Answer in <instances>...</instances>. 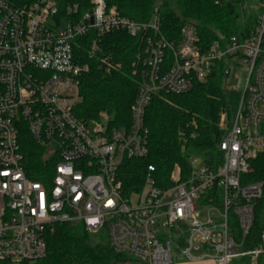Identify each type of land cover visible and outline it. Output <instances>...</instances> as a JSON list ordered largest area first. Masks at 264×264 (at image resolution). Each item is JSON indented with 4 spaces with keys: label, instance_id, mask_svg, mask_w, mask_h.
<instances>
[{
    "label": "built area",
    "instance_id": "1",
    "mask_svg": "<svg viewBox=\"0 0 264 264\" xmlns=\"http://www.w3.org/2000/svg\"><path fill=\"white\" fill-rule=\"evenodd\" d=\"M107 1L87 0L83 7L78 0H0V264L43 258L46 234L58 223H80L93 234L104 229L109 248L128 256V264H173L174 244L188 260L232 264L249 257L253 263L264 254V234L253 247L244 244L264 182L243 183L242 176L264 152V0L248 35H218L210 43L191 24L169 38L156 10L139 22ZM114 32L138 41V86L121 126L106 112L88 120L76 113L89 70L77 54L80 40L90 59L101 37ZM233 66L246 73L229 88L239 99L218 143L220 166L213 170L191 157L189 175L183 179L175 164L170 185L160 188L148 164L142 185L125 195L121 166L149 154L144 114L152 98L185 94L218 69L225 79ZM23 134L50 165L41 181L27 173ZM200 247L204 253L194 255Z\"/></svg>",
    "mask_w": 264,
    "mask_h": 264
},
{
    "label": "trees",
    "instance_id": "2",
    "mask_svg": "<svg viewBox=\"0 0 264 264\" xmlns=\"http://www.w3.org/2000/svg\"><path fill=\"white\" fill-rule=\"evenodd\" d=\"M82 6L87 0H78ZM236 1L225 0H108L127 18L148 21L154 11L160 26L169 38H177L185 24L194 26L204 42L210 43L221 35H248L254 28L249 23L238 22ZM256 18V17H255ZM78 50L79 58L86 62L89 70L80 82L82 101L76 109L81 119L97 118L106 112L111 123L121 126L128 123L130 105L135 97L138 76L133 66L137 39L126 32L106 33L101 37L99 49L93 58H88L86 41ZM105 58L106 62H101ZM104 71L101 70L104 66ZM225 72L218 69L207 80L194 83L185 94L154 96L145 109L144 122L148 128L149 154L145 159L127 160L119 172L123 192L129 195L138 190L144 180L146 166L154 167V183L164 188L170 185L169 175L175 164L179 165L182 178L191 170L190 158L197 157L210 169L216 170L222 161L218 143L223 137L218 126L219 115L225 111L227 117L235 112L239 95L221 89ZM231 121V120H230ZM22 151L26 155L28 174L32 179L43 180L50 165L44 163L42 151L23 134ZM45 164V165H44ZM251 171L242 176V182H264V152L250 161ZM253 227L245 238V248L259 242L264 218V187L262 196L255 203ZM231 228L237 227L231 219ZM80 223H58L46 234V254L36 261L20 264H128L130 258L112 251L107 242L94 239Z\"/></svg>",
    "mask_w": 264,
    "mask_h": 264
},
{
    "label": "rangeland",
    "instance_id": "3",
    "mask_svg": "<svg viewBox=\"0 0 264 264\" xmlns=\"http://www.w3.org/2000/svg\"><path fill=\"white\" fill-rule=\"evenodd\" d=\"M225 1H236L235 6L237 9V12L239 13L238 22L240 25L245 26L244 24L249 23V25H252L254 20L256 19L258 13H259V6L262 0H225ZM246 73V69L243 66H233L230 70V75L226 77L225 79H222L221 82V89L226 92L230 93L232 91L229 90L230 87H237L239 84V79L243 77ZM235 76L236 78H233L232 76ZM222 118V120H221ZM232 118V115L230 117H227L225 111H221L219 115L218 120V126L220 129L223 130V132L226 131L230 124V120ZM259 128L264 130V120L260 122ZM224 135V134H223ZM200 212H204L208 209V207L200 206L199 208ZM200 220H203V217H200ZM262 222H264V218H262ZM94 239H100L104 240L106 242V231L102 229L99 233L94 235ZM199 249H202L200 247ZM181 248L177 246L176 244L173 245V256H174V262L177 258V256H180L182 258H185L180 253ZM193 254L197 255V250H193ZM127 263V262H126ZM124 263V264H126ZM243 264V263H242Z\"/></svg>",
    "mask_w": 264,
    "mask_h": 264
},
{
    "label": "crops",
    "instance_id": "4",
    "mask_svg": "<svg viewBox=\"0 0 264 264\" xmlns=\"http://www.w3.org/2000/svg\"><path fill=\"white\" fill-rule=\"evenodd\" d=\"M259 131L264 133V130L260 128H259ZM261 234H264V222H262ZM204 251H205L204 248L198 249L197 250L198 254L196 256L202 255ZM242 263L243 264H264V254H260L256 258H254L253 263H250L249 257L236 258L232 262V264H242ZM173 264H215V262H213L210 259L188 260L187 258H182L180 256H177Z\"/></svg>",
    "mask_w": 264,
    "mask_h": 264
},
{
    "label": "water",
    "instance_id": "5",
    "mask_svg": "<svg viewBox=\"0 0 264 264\" xmlns=\"http://www.w3.org/2000/svg\"><path fill=\"white\" fill-rule=\"evenodd\" d=\"M101 70L104 71V66H102ZM225 76H227V72L225 73Z\"/></svg>",
    "mask_w": 264,
    "mask_h": 264
}]
</instances>
